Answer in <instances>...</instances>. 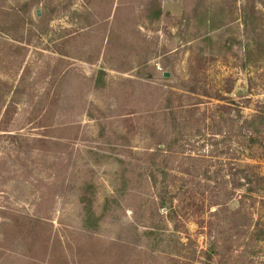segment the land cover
Instances as JSON below:
<instances>
[{
  "label": "rangeland",
  "instance_id": "rangeland-1",
  "mask_svg": "<svg viewBox=\"0 0 264 264\" xmlns=\"http://www.w3.org/2000/svg\"><path fill=\"white\" fill-rule=\"evenodd\" d=\"M166 134L226 182L203 229L152 204ZM262 144L264 0H0V264H264Z\"/></svg>",
  "mask_w": 264,
  "mask_h": 264
},
{
  "label": "trees",
  "instance_id": "trees-1",
  "mask_svg": "<svg viewBox=\"0 0 264 264\" xmlns=\"http://www.w3.org/2000/svg\"><path fill=\"white\" fill-rule=\"evenodd\" d=\"M223 109L228 114V111H231V109H228L226 107H223ZM226 112H224V115H226ZM233 122H235V117L228 115L226 123L229 125ZM173 124H176L177 126L181 125V120L179 119L177 122H173ZM167 134L163 136H158L157 142H159L160 144H165L166 142L165 145H162L163 148L161 149L160 146H157L156 151L149 156V168L148 170H146L147 178L149 180V184L154 187L157 191L155 201H153L152 204L154 206L157 205V212L162 209L166 210L167 213L165 221L171 224L174 232L181 231L186 221H192L193 223H195V225H197L198 228L203 229V217L205 213L207 212L210 216H214L217 210L211 211L210 209L212 207L220 209L225 207V205L223 204L219 205L218 202H220L224 198L226 201V197L230 196V194L228 195L227 193H225L226 182L218 181V185L224 187L225 190L224 195L222 196L219 193L214 192L208 194L207 197L204 191L198 193L196 191L197 184L200 185V182L202 181L211 182V178L207 174L210 171L206 168L202 169V167L196 166L197 162H203V160H205L206 158L203 156H197L195 154H184L181 150L184 147H180L179 145L176 148H178L180 151H175L173 149L175 143H173V141H166L168 137ZM215 135L216 134L214 133L213 136ZM187 137L192 138L193 135L189 133ZM250 144L251 146L249 145L248 147L250 148V150H254V148L258 146V144L254 141H250ZM262 149L264 150V144H262ZM250 159L253 158L251 157ZM182 160H185L190 163V166L192 167H182L184 164L181 162ZM169 161L178 162V167L177 165L175 166L176 169L168 167L167 163ZM231 169L235 171L234 168ZM256 169V165L248 164L244 169H241L240 172L243 174V177H240L239 179L243 181L233 188V192L238 187L245 188V193L244 195L242 194L243 196H254L257 194H262V196L258 195V197H262L261 199H264V178L256 171ZM201 172H203V176L201 175ZM218 174L223 180L226 178V176L229 177V175L224 176L220 174V172ZM232 175L235 176L234 174ZM176 180H178L180 183L175 188V191H173V195H171V193L168 191V189L171 188L170 182ZM214 247L215 246L213 245L210 247L212 251L210 250L206 253L207 257H212ZM134 256L137 257L136 255ZM127 258L128 256L125 258V260ZM133 260L134 259H132L130 262H132ZM117 263L124 264L125 262L118 261ZM132 264L139 263L138 261H134Z\"/></svg>",
  "mask_w": 264,
  "mask_h": 264
},
{
  "label": "water",
  "instance_id": "water-1",
  "mask_svg": "<svg viewBox=\"0 0 264 264\" xmlns=\"http://www.w3.org/2000/svg\"><path fill=\"white\" fill-rule=\"evenodd\" d=\"M37 16H39V13H38V12H37ZM163 77H164V78H168V77H169V74H168V73H164V74H163Z\"/></svg>",
  "mask_w": 264,
  "mask_h": 264
}]
</instances>
